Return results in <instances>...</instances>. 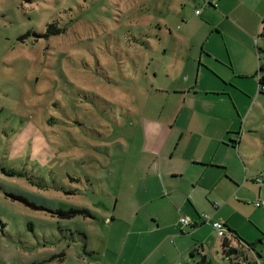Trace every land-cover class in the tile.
I'll list each match as a JSON object with an SVG mask.
<instances>
[{"label": "rangeland", "instance_id": "rangeland-1", "mask_svg": "<svg viewBox=\"0 0 264 264\" xmlns=\"http://www.w3.org/2000/svg\"><path fill=\"white\" fill-rule=\"evenodd\" d=\"M204 44L249 72L231 89L241 112L233 139L248 176L264 180V0H0V264L144 262L153 243L131 251L137 237L122 230L145 201L134 193L135 164L157 149L152 131L181 110L183 72L193 71L196 90L215 83L196 76L206 72ZM254 181L233 202L239 242L207 223L183 238L193 257L159 251L150 263L197 264L205 254L210 264H264V182ZM71 186L90 190L65 194ZM82 209L91 216L73 215ZM226 238L237 249L229 256Z\"/></svg>", "mask_w": 264, "mask_h": 264}, {"label": "crops", "instance_id": "crops-1", "mask_svg": "<svg viewBox=\"0 0 264 264\" xmlns=\"http://www.w3.org/2000/svg\"><path fill=\"white\" fill-rule=\"evenodd\" d=\"M216 38L217 44L220 40ZM209 39L205 41L207 45L210 44ZM199 65L204 66L206 72L196 75L198 81L213 76L216 80H211L215 83L206 80L201 91L196 90L197 86L190 84L195 77L193 71L183 72L187 86L176 90L184 95L181 110L176 117L162 124L160 134H157V129L152 131L153 136L148 139L158 144L157 149L150 147L146 153L142 152L135 164L141 179L134 193L138 197L143 192L145 201L140 204L134 222L123 226L122 230L129 237H137L136 243L130 245L131 251L147 248L141 244V239L153 243V250L142 264H165L162 257L150 263L159 251H171L175 256H181L187 250L194 256L192 244L183 238L194 236L193 231L207 223L220 222L235 230L232 217L237 203L233 202H239L240 187H246L250 179H258L248 176V164L240 154V143L233 139L239 131L241 112L238 96H234L231 89L237 90L239 86L235 80L238 76L247 78L248 70L242 64L238 71L231 54L228 57L220 55L212 47L207 49L205 44ZM255 86L256 83L251 85L250 93L255 92ZM240 89L249 93L246 85L242 84ZM147 125L151 132L154 122L149 121ZM143 154L150 156L152 163H158L156 169L149 170L151 162L146 167L139 164ZM181 218H189L191 223L184 225ZM115 219L113 217L112 222ZM135 228V233L127 230ZM127 246L128 239L123 249ZM195 249L197 252L198 248Z\"/></svg>", "mask_w": 264, "mask_h": 264}, {"label": "trees", "instance_id": "trees-1", "mask_svg": "<svg viewBox=\"0 0 264 264\" xmlns=\"http://www.w3.org/2000/svg\"><path fill=\"white\" fill-rule=\"evenodd\" d=\"M258 52L259 53H262L263 51L260 49V48H258ZM256 76L258 77V85H259V94H264V64H262V63H260L259 64V71L256 73ZM79 178H81V177H77V179H79ZM71 181H74V179H72L71 178ZM255 182L257 183V184H262L263 182H264V180H262L261 179V177H258V179L257 180H255ZM63 189V192L65 193V194H69V195H71V196H74V195H84V194H86L90 189H88V187H86V186H84V188H80V187H78V186H71V190H65L64 188H62ZM103 192H104V190L103 189H101ZM96 191H97V189L94 187L93 188V193H96ZM17 198H19V199H21V200H24V201H27V199H24V198H22V197H17ZM98 203V202H97ZM96 202H94V205H96V206H101V207H103L104 205H102L101 203H98L97 204ZM257 204V203H256ZM263 205L261 204V206L260 207H262ZM114 210V209H113ZM77 213H81V214H83L84 216H91V214H90V212H88V210H86V209H82V210H77V211H75L74 213H73V215H75V214H77ZM224 228H225V231L229 234V235H231V237L233 238V239H235L237 242H239V240H241L240 239V237L236 234V232H234L231 228H229L227 225H224ZM226 236V235H225ZM224 236V237H225ZM221 250H222V253H223V255H227V256H229V255H231V254H233V253H235V252H237V249H236V247H234L233 246V242L232 241H230L229 239H225L223 242H222V246H221ZM197 252H200V249H197ZM191 256H193V254L191 255ZM197 264H210V262H209V260H208V258H207V256L205 255V254H203V256H202V259L197 263Z\"/></svg>", "mask_w": 264, "mask_h": 264}, {"label": "built area", "instance_id": "built-area-1", "mask_svg": "<svg viewBox=\"0 0 264 264\" xmlns=\"http://www.w3.org/2000/svg\"><path fill=\"white\" fill-rule=\"evenodd\" d=\"M257 207L261 206V203L256 204ZM180 222L184 225H189L190 224V219L189 218H182L180 219ZM213 228L217 231L219 237H224L226 235L224 225L220 222H212Z\"/></svg>", "mask_w": 264, "mask_h": 264}]
</instances>
